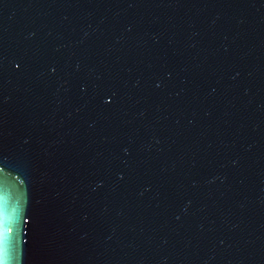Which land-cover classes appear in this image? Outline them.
<instances>
[{"label": "water", "instance_id": "95a60500", "mask_svg": "<svg viewBox=\"0 0 264 264\" xmlns=\"http://www.w3.org/2000/svg\"><path fill=\"white\" fill-rule=\"evenodd\" d=\"M0 264H264V0H0Z\"/></svg>", "mask_w": 264, "mask_h": 264}]
</instances>
